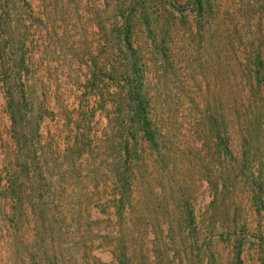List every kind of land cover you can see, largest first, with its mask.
Masks as SVG:
<instances>
[{
	"label": "rangeland",
	"instance_id": "374dc122",
	"mask_svg": "<svg viewBox=\"0 0 264 264\" xmlns=\"http://www.w3.org/2000/svg\"><path fill=\"white\" fill-rule=\"evenodd\" d=\"M194 1L0 0V264H19L9 177L27 205L22 240L44 217L40 233L60 264H119L125 254L131 264H264V109L250 108L264 103V0H208L202 12ZM127 28L164 134L161 155L140 141V165L129 103L105 80L121 66ZM24 60V125L39 160L17 151L4 85ZM126 140L135 182L119 216L113 173ZM233 225L250 236L241 260Z\"/></svg>",
	"mask_w": 264,
	"mask_h": 264
},
{
	"label": "trees",
	"instance_id": "16d2710c",
	"mask_svg": "<svg viewBox=\"0 0 264 264\" xmlns=\"http://www.w3.org/2000/svg\"><path fill=\"white\" fill-rule=\"evenodd\" d=\"M204 2H208V0H195L194 6L198 9L199 12L203 11L204 8ZM129 28H127V33L124 42V45L126 47V51L121 53L120 59L122 60L121 66L116 68L113 67L108 70V75L106 76V79L108 82H114V87L116 88V92L112 95L115 97H119L118 100H125L129 103V112L128 116L129 118L127 121L131 122L132 124V130L134 132L133 140L134 145L133 149L136 151L135 156H139V159H136L135 164H139L140 162L144 163L145 159L143 155L139 152V143L142 142L143 146H146L150 149H152L155 153L158 155H161V149H160V138L163 137L162 128L157 126L155 124V121L152 119V97H149V93L147 91V85H146V65L144 63L143 57L140 53H138L134 47H133V39L132 36L129 34ZM254 52V51H253ZM254 54V53H253ZM254 67H256V73H255V80L261 85L263 83V78L260 75V69L263 65V57L259 51H257L256 56L253 61ZM23 68L22 70L19 68V71L16 70V68L13 66L10 67V77L11 80H7L10 82H5L4 85L7 86V97H8V108L10 112V117L13 125V131L15 135V142L18 153H24L23 157L27 154H32V158L34 160L42 159L39 157V146L41 145L40 141H31L29 144V134H30V126H25L24 122L26 121V116L24 115V111L27 108L28 109V99L27 97V86L25 82L21 79L23 70H27V65L22 63ZM4 71V70H2ZM18 72V78L21 79L19 83L15 82L17 79V75L15 73ZM14 77V79H13ZM13 79V80H12ZM91 88L94 90H100L99 85L96 84L95 80L91 81ZM254 86V85H253ZM108 87V85H107ZM18 97V98H17ZM22 97V98H21ZM253 114L256 112H260L262 109H264V103H262L259 100L252 101L250 106ZM26 112H28L26 110ZM27 123V122H26ZM211 130H214L216 132V123L210 122ZM36 136L39 137V133H36ZM138 136H140V139H138ZM130 142L128 140L125 141V158L123 159V163H121L117 166L119 169L117 171H114V179L116 182V185L118 187V198L115 199L116 208L118 209L119 216L123 215L124 210L126 209V204L131 203V198L133 194V183L135 182L134 174L135 170L132 171V163L130 161V154L132 153V150L130 148ZM163 148H166V146ZM163 153V150H162ZM31 157H28L24 162L26 167H29V175L33 174L34 172L31 169ZM121 160V159H120ZM19 181L12 180L11 177H9L8 181H5V185L2 187L4 190V198L8 199L10 202V210L12 213V217L15 218L13 220L15 223L13 226H18L16 236L17 241L16 243V253L19 257V264H60V259L58 255H54L53 248H50L46 245V238L44 235H41L40 230H47L49 229L46 223V219L44 217H40V215L35 214V225L33 228L30 229V231H35V237L32 241L26 242L22 240V235L24 230L27 228H30L29 225L26 223H22V227L19 226V215L21 217L27 216L28 213H25L27 205L23 201V196L21 190L18 188ZM1 184V183H0ZM2 186V185H1ZM261 189L262 184L260 185ZM6 195V196H5ZM256 202L259 200V193L256 194L254 197ZM4 199V200H6ZM39 197L36 199L38 200ZM2 200V198H1ZM31 206L35 207L36 202L30 201ZM19 214V215H18ZM39 218V219H38ZM188 220L190 222L189 224V231L193 234H195V228H194V218L192 216V213L188 216ZM38 219V220H37ZM229 238L230 236L234 235L237 236V243L236 247H234L233 251L236 255V250H238V258H240L242 245L244 243L243 236L250 237L248 234L245 235L243 231H245V228L239 229L238 227H229L228 229ZM9 234H13V229L10 230L9 228ZM44 232V231H43ZM236 249V250H235ZM23 250H29V252L22 253ZM21 254V255H19ZM124 258L119 259V264H131V259L127 258L126 254L124 255ZM69 262H61V264H68ZM16 264V263H13Z\"/></svg>",
	"mask_w": 264,
	"mask_h": 264
}]
</instances>
